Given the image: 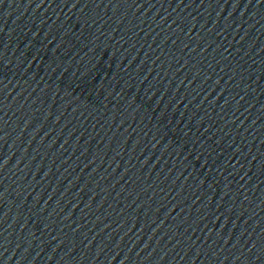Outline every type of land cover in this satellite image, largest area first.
I'll list each match as a JSON object with an SVG mask.
<instances>
[{
	"label": "water",
	"instance_id": "obj_1",
	"mask_svg": "<svg viewBox=\"0 0 264 264\" xmlns=\"http://www.w3.org/2000/svg\"><path fill=\"white\" fill-rule=\"evenodd\" d=\"M261 6H262L263 19H264V0H261Z\"/></svg>",
	"mask_w": 264,
	"mask_h": 264
}]
</instances>
